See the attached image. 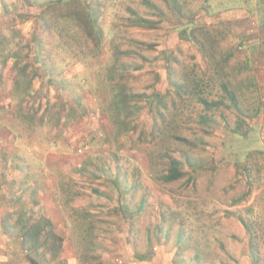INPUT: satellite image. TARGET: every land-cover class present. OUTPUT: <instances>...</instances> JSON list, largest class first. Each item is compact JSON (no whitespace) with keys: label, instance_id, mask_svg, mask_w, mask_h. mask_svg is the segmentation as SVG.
Instances as JSON below:
<instances>
[{"label":"rangeland","instance_id":"1","mask_svg":"<svg viewBox=\"0 0 264 264\" xmlns=\"http://www.w3.org/2000/svg\"><path fill=\"white\" fill-rule=\"evenodd\" d=\"M45 1L50 0L37 2ZM176 3L181 15L171 0H98L101 46L76 28L77 39H71L68 51L76 50L81 65L71 72L83 71L88 77L71 82L58 65L59 46L69 37L56 32L59 15L49 14L43 29V21L34 17L38 9L30 4L20 0L21 9H0L8 19L0 34L8 27L21 32L25 48L20 66L37 64L34 55L27 58L31 56L27 45L37 32L51 74L59 83L70 85L64 90L51 85L44 99L39 95V77L32 80L30 93L35 98L28 112L43 113L47 126L29 133L25 144L34 151L25 158L37 164L50 144L58 153L64 143L60 130L67 127L60 129L62 115L55 113L67 118L77 115V125L82 117L80 129L72 134H81L79 156L89 164L78 180H64V193L57 183L56 197L46 200L56 206V213H64V218L57 215L56 219L61 225L66 220L60 231L65 246L59 260L43 264H61L62 260L65 264H254L250 236L237 216L252 225L254 258L264 264V0ZM208 3L217 15L207 16ZM245 13L251 17L242 21ZM18 14L31 18L14 19ZM235 14L240 23L229 22ZM136 17L158 28L135 27L131 21ZM220 17L224 22H217ZM193 20L197 21L194 25L206 27L194 35L204 43V51L180 33ZM113 65L119 73L111 81ZM33 66L24 84L30 81ZM119 75L123 76L120 82ZM114 83L132 96L166 95V108L160 110L163 117L149 110L146 98L131 99L128 105L137 106L138 111L127 121L135 130L118 135ZM175 84L184 88L179 90ZM224 84L236 96V107L226 96ZM200 98L222 101V105L208 110ZM51 129L55 132L49 135ZM94 131L97 135L90 138L88 147L85 139ZM47 136L50 144L38 143ZM20 147L15 151L26 161ZM169 154L182 162L185 171L181 180L171 183L163 179L170 168ZM9 169L2 176L7 181L13 176ZM27 172L20 174L26 186L14 190L16 196L26 194L24 188L33 185L34 178L25 179ZM40 176L44 179L47 174ZM115 178L122 189H117ZM29 191L25 200L1 206L7 209L3 213L0 209V226L11 213V227L20 213L34 211L47 217L42 202ZM15 241L0 233V264H29Z\"/></svg>","mask_w":264,"mask_h":264},{"label":"trees","instance_id":"2","mask_svg":"<svg viewBox=\"0 0 264 264\" xmlns=\"http://www.w3.org/2000/svg\"><path fill=\"white\" fill-rule=\"evenodd\" d=\"M38 0H22L24 4H30V8H37V16L35 17V20L39 19L42 20L44 25L43 29L46 27V17L49 14L56 13V15H59V17L55 21V27L56 32L60 33L58 36H61L63 33H66L68 37L65 40V45H60V62L58 63L59 67L62 68L64 71V74L67 76V78L70 79V82L74 79H86L88 76L83 71L78 72H71L73 68H78L79 65H81V61H78L77 52L75 49H71V51H68L71 44H73L74 41L71 39L74 38L75 40L77 38L74 31L76 28L80 27L84 32L87 33L89 38H95L94 42L100 48L101 46V39L103 37V31L101 29V26L99 24V8H98V0H95L94 3H88L86 0H50L45 1L44 3L37 2ZM174 9L176 10L177 15H181V9L176 3V0H171ZM249 3V2H246ZM208 7H205V11L208 14H215L213 12V9L211 8V5L208 3ZM210 7V8H209ZM249 7V6H248ZM18 18H24L30 19V15H23L18 14ZM132 25L135 27H143L147 29H156L158 28L157 25L148 20L141 17H136L134 20L131 21ZM188 25L185 26L183 30L180 31L181 34H183L187 39L191 37V39L195 40V42H198L200 50H205V45L203 42L197 41V37L194 36L196 32H200L202 34L205 32V26H196L192 22L187 23ZM37 32L32 36V40L29 42L27 47L31 50V56L28 54L27 58L31 59V57L34 55V57L37 58V64L35 63V66H33L32 62L27 63L25 66L21 67V61H22V52L23 48H25L23 45V41L21 39V32L16 31L14 29H10L9 27L6 29L5 34L0 36V65H12V70L15 72L16 76L14 79V95H16V99H18V107L21 115H25V113L29 114L30 109V102L34 100L35 96H31V89H32V80H34L35 77H39L41 81L40 86V92L39 95H41L42 98L46 99L48 96V89L51 85H54L58 87L59 89H70V85L67 84V82H58L57 78L53 77L51 74L52 68L47 66L43 52V47L40 42V35L37 37ZM65 35V36H66ZM199 40V39H198ZM39 43V44H37ZM63 51V52H62ZM31 65L34 68V73L30 75V81L28 83H23L25 79L29 76V68ZM116 66L113 65L111 67L110 71V77L109 79L111 81L115 80V73L118 72L116 70ZM115 71V72H113ZM119 73V72H118ZM68 74V75H67ZM123 79L122 75H119L118 81ZM80 86L82 85L81 82H78ZM84 86V85H82ZM115 91H116V98L118 99V102L115 103L116 107V118H117V124L120 125L121 130L118 133L124 134L129 133L131 130H135V127H131L132 123L130 121H127L130 117L135 115L138 111V107H130L128 105V102L131 99L139 100L146 98L148 101V108L150 111L156 110L157 114L160 113V110L162 108H166L165 105V98L166 95L162 96L160 93H156L155 95H151L150 97H145L144 95H128L125 93V87L121 86L119 83H114L113 85ZM175 87L179 90L181 88H184L182 85H176ZM224 92L227 94L226 96L231 100L232 106L237 105V99L236 96L231 93V91L228 89V87L224 84ZM82 88V87H81ZM29 98V99H28ZM200 103L204 105L205 109H212V108H218L222 105V101H208L206 99L200 98ZM48 101L46 102V104ZM42 109V108H41ZM25 112V113H24ZM61 113H55L54 115H60ZM34 115H44L43 113L35 112ZM159 118L163 117V114H159ZM207 121V120H203ZM131 127V128H130ZM183 142H188L186 139H178ZM168 159L170 161V168L168 170V173L164 175L163 179L166 182H176L181 180L185 176V171L181 169L182 162L172 156H168ZM188 163V161L186 162ZM118 179L115 178L113 181L114 183H117ZM115 183V184H116ZM117 189L120 190L121 185L117 183ZM121 193H123L121 191ZM143 207V204L141 205L140 209ZM125 208V207H123ZM140 211V210H138ZM14 214L6 215V218L4 222L1 225V230L4 236L8 237V240L14 239L15 242H18V245L20 246L21 250L26 254L25 260L29 264H43L44 262H54L56 260H59L61 257L62 250L65 246V239L61 235L60 231H57L52 220L50 218H47L42 215H35L34 212H31L29 215H25L23 213H20L18 216V219L15 222V226L11 227L10 221L13 218ZM239 221L242 223V225L245 227V230L247 234L250 236V247H251V254H252V260L254 264H258L256 262V259L254 258V252H255V245L254 238L252 235V225L247 222L245 219H243L241 216H237ZM90 232V231H89ZM182 233L180 234V238L178 240V245L181 247L183 244V240L181 239ZM6 244H8L6 242ZM9 246V245H8ZM7 246V247H8ZM49 255V258H48ZM63 262V263H62ZM61 264H65V261H61Z\"/></svg>","mask_w":264,"mask_h":264},{"label":"crops","instance_id":"3","mask_svg":"<svg viewBox=\"0 0 264 264\" xmlns=\"http://www.w3.org/2000/svg\"><path fill=\"white\" fill-rule=\"evenodd\" d=\"M18 1L20 0H0V9H2V12H7L8 9L12 10L13 8L21 9L22 6L18 5ZM21 3L23 4L22 0ZM208 6L209 5H205V7ZM224 8V4L222 3V9ZM2 12L0 13V15L2 14ZM211 15H217V13ZM211 15L209 14L207 16L211 17ZM218 15H221V12ZM16 16L17 15H14V19H17ZM234 16H237V14L232 15L231 18L228 19L229 22H232L233 24L240 21L234 19ZM240 17L242 21H245L243 19L251 17V15L249 13H245L244 15L241 14ZM201 18H198L197 20H201ZM220 18L221 19L217 20V22H224L225 19L223 20L222 17ZM192 23H197V21L195 22V20H193ZM3 24L7 25L8 19L6 18V16L4 17L1 15L0 27ZM3 34H0V36ZM184 38L187 39V37ZM15 76L16 74L12 70L11 64L5 66L0 65V139H2L4 142L3 146L0 148V201H3V203L0 204V209L1 206H5L8 208L7 204H12L13 202L17 203L22 201L23 199L25 200L27 198L28 189H32V191H29L30 196L34 195L37 197V201L39 203L42 202V211H47L45 212L47 218H50L52 220L57 231H61L65 226L66 220H63L61 225V223H59L56 219V216L58 215V219H62V217L64 218V213L61 209L59 214L56 213V206H54L52 202H48L46 200H50L51 197L52 199L56 197L54 186H56L57 183L62 186L61 191L62 193H64V188L66 187H64L65 179L78 180L80 176H82L83 173L86 172V168L89 162L87 160L84 161L79 156L80 152H82L83 149L82 145L80 144V141H82L80 137L81 134H77L76 132L75 135L72 134L73 131L80 129V122L82 117L80 115V120L78 119L77 125V115H75L74 117L68 115L67 118V115L61 113L60 115H62V117L60 118L59 116L61 122L60 129H64L65 127H67V129L60 130L62 131L60 133L64 132V135H62L64 137V143L61 148L57 150L58 153L54 152L56 151L54 150L55 147L51 146L50 136H47L46 139L39 138L38 140V143L42 144L46 142L47 144H50L48 146L49 149L47 148V155H43L42 159L37 161V164L34 162V160L30 161L29 158L26 159L25 156L29 157V153L34 151V149L32 148H28V144H25L26 141H28L29 133L34 129L35 133L37 129L43 128L45 125L47 126V124L45 122V119L43 118L44 115H28L25 112V115H21L22 113L20 114V112H18V99H16V95H14L13 92ZM89 123L90 121H88V124ZM63 125L65 126L64 128ZM52 130L53 129L48 132L49 135L50 132L52 133L54 131ZM96 135L97 133L94 131L90 137L85 136L87 137L85 140L88 143V147L90 144V138L93 136L96 137ZM18 146H21L20 150L24 152V156L22 155V157H24L26 161L24 159L18 158L19 155L15 151ZM77 158L79 160H77ZM9 159H17L18 161H15L13 165L12 162L7 163V161H10ZM7 169H9L10 171L13 170V176L9 177L10 181H7L2 177L5 172L8 173ZM23 172H27L25 175V179L34 178L33 185H31L32 187L30 188L28 185V187L24 188L23 191L26 192V194L21 193L19 196H16L14 190H17L19 186H26V184H23L24 181H22V177H20V174H22ZM46 174L47 176L44 177V175ZM40 175H42L44 179ZM28 183L30 185L31 182ZM74 187L76 188V185ZM7 201H9L10 203H7ZM7 208L1 209V213L5 212ZM0 233L2 234L4 239H6V236H4L2 233L1 226Z\"/></svg>","mask_w":264,"mask_h":264},{"label":"built area","instance_id":"4","mask_svg":"<svg viewBox=\"0 0 264 264\" xmlns=\"http://www.w3.org/2000/svg\"><path fill=\"white\" fill-rule=\"evenodd\" d=\"M4 142L2 139H0V148L3 146Z\"/></svg>","mask_w":264,"mask_h":264}]
</instances>
